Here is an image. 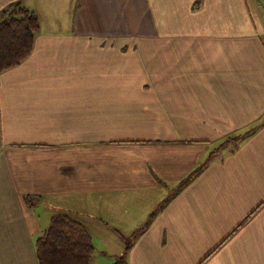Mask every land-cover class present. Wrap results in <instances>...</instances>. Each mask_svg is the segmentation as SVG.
<instances>
[{"label":"crops","instance_id":"obj_1","mask_svg":"<svg viewBox=\"0 0 264 264\" xmlns=\"http://www.w3.org/2000/svg\"><path fill=\"white\" fill-rule=\"evenodd\" d=\"M17 1L0 264H38L46 202L131 234L124 264H264V0Z\"/></svg>","mask_w":264,"mask_h":264},{"label":"trees","instance_id":"obj_2","mask_svg":"<svg viewBox=\"0 0 264 264\" xmlns=\"http://www.w3.org/2000/svg\"><path fill=\"white\" fill-rule=\"evenodd\" d=\"M36 13L17 1L0 13V73L25 60L39 32ZM38 264H89L92 238L79 221L56 215L35 240Z\"/></svg>","mask_w":264,"mask_h":264},{"label":"rangeland","instance_id":"obj_3","mask_svg":"<svg viewBox=\"0 0 264 264\" xmlns=\"http://www.w3.org/2000/svg\"><path fill=\"white\" fill-rule=\"evenodd\" d=\"M39 197L40 196H37V193H34L31 195H27L26 200L30 199L32 201V199L34 200L39 199ZM42 199L44 200V196L42 197ZM79 208L85 211V208H83L82 206H79ZM36 209H38L39 211L41 210V212H45V214L43 216L41 215L42 225L33 240L34 252H36L35 240L42 234L43 230L47 228L50 219L52 217H55L56 215H65L62 212L55 211L54 208L51 205H49L48 202H46L45 205L42 206V208L40 207V205H37ZM74 216L78 219L75 220L79 221L80 223H82V225H84V227L87 229L88 233L92 238V243L94 245V252L92 257L90 258L89 264H124L125 263V254L129 242H131L130 239L132 236L131 234L126 233L122 236L119 235V233H117L114 236V231L108 228L111 225H108L105 219L93 218L88 216L79 217L75 214ZM104 228L106 229L104 230Z\"/></svg>","mask_w":264,"mask_h":264}]
</instances>
